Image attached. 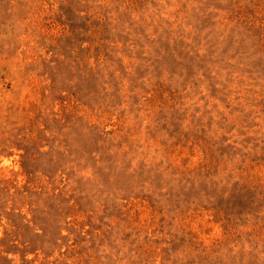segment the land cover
Segmentation results:
<instances>
[{
  "label": "rangeland",
  "instance_id": "1",
  "mask_svg": "<svg viewBox=\"0 0 264 264\" xmlns=\"http://www.w3.org/2000/svg\"><path fill=\"white\" fill-rule=\"evenodd\" d=\"M0 264H264V0H0Z\"/></svg>",
  "mask_w": 264,
  "mask_h": 264
}]
</instances>
